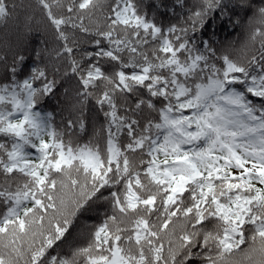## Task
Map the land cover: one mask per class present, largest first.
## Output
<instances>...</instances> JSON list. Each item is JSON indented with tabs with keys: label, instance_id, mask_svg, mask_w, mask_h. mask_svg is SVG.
Listing matches in <instances>:
<instances>
[{
	"label": "snow or ice",
	"instance_id": "6c2138e0",
	"mask_svg": "<svg viewBox=\"0 0 264 264\" xmlns=\"http://www.w3.org/2000/svg\"><path fill=\"white\" fill-rule=\"evenodd\" d=\"M35 3L54 45L0 53V264H264V0Z\"/></svg>",
	"mask_w": 264,
	"mask_h": 264
},
{
	"label": "trees",
	"instance_id": "16d2710c",
	"mask_svg": "<svg viewBox=\"0 0 264 264\" xmlns=\"http://www.w3.org/2000/svg\"><path fill=\"white\" fill-rule=\"evenodd\" d=\"M9 4L15 3L17 5L12 17L6 22L0 23V53L8 52L9 49H19L27 57V64L32 66L36 62L35 50L43 47H51L55 41L50 31L46 29L40 9L36 6L35 0H8ZM260 0H257L259 3ZM164 4H171L172 0H163ZM179 11V9H177ZM251 16V13L248 14ZM32 17L30 21V31L26 27V17ZM160 18L167 23L170 19H174L167 13L160 14ZM259 27V25H254ZM249 29L247 26V19L244 20L241 26L235 28L231 26H217L216 27V47L220 49L228 47L233 56L241 55L240 49L248 41ZM46 40L48 43L42 44L41 41ZM86 47V45H84ZM10 59V55H9ZM60 92L63 88L70 87L75 84L72 79L62 82ZM63 97L58 96L56 99L46 103L43 107L46 111H54L55 123L57 127L62 128V121L68 117L66 110L62 111ZM85 130L80 131L79 127L73 129V139L79 142H87L93 138L94 129L100 127L104 123V117L99 114L94 101H90L88 105V112L86 116ZM99 213H91L83 218L87 224H97L101 221L105 208L103 204L98 205ZM244 247V246H242Z\"/></svg>",
	"mask_w": 264,
	"mask_h": 264
}]
</instances>
